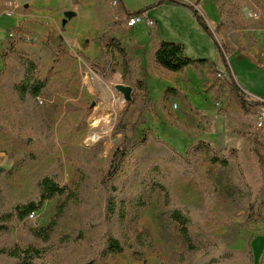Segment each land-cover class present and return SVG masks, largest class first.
<instances>
[{"label": "rangeland", "instance_id": "1", "mask_svg": "<svg viewBox=\"0 0 264 264\" xmlns=\"http://www.w3.org/2000/svg\"><path fill=\"white\" fill-rule=\"evenodd\" d=\"M7 1L13 7L6 6ZM157 1L122 0L130 12ZM183 1L195 5L212 37L187 11L170 5L150 8L156 26L143 22L130 28L126 14L105 34L127 36L128 44L129 36L145 41L159 35L160 28L164 36L188 35L183 42L188 56L215 61L220 46L229 54L225 65L222 58L204 76L188 71L176 78L151 71L149 85L157 114L142 112L137 103L127 120L136 123L139 138L146 132L154 138L129 153L112 177L117 187H123L122 194L114 196V212L108 205L115 187L106 185V177L112 172L110 158L124 140L117 129L131 101L124 100L116 113L101 110V95L91 76L98 74L115 86H132L135 92V82L142 77L140 58L132 54L136 65L131 76L123 77L118 52L110 71L104 69L102 54L95 59L96 52L84 49L97 48L110 11H120L123 4L119 0H0V264H12L1 251L14 245L43 248L46 264H211L213 257L219 262L212 264H264V211L257 219L249 215L251 205L260 204L256 197L261 187L252 140L255 133L263 135L264 127H243L248 119L243 122L245 118L239 116L231 84L234 80L244 92L264 96V0H201V5H196L197 0ZM75 2L80 3V13L63 24L64 12ZM61 35L80 44L72 45ZM151 47L150 52L154 44ZM25 59L32 60L36 74L49 81L39 97L21 96L17 90ZM171 85L185 86L202 111L181 98L169 99L165 91ZM211 92L214 96L206 95ZM96 113L108 117L109 128L91 140ZM201 141L220 145L228 167L211 166L204 152H196ZM58 162L63 183L78 191L80 201L61 210L56 197L33 218L15 219L14 207L33 197L37 179ZM162 184L173 205L190 211L199 249L187 250L176 226L160 215L165 200V192L158 188ZM55 218L56 226L44 241L37 230ZM139 234L148 235L140 254L134 249L105 252L109 236L137 244Z\"/></svg>", "mask_w": 264, "mask_h": 264}, {"label": "trees", "instance_id": "2", "mask_svg": "<svg viewBox=\"0 0 264 264\" xmlns=\"http://www.w3.org/2000/svg\"><path fill=\"white\" fill-rule=\"evenodd\" d=\"M166 2L180 4L188 8L194 15L196 21L204 28V30L208 34H210L209 36H213L211 29L205 21V18L199 13L195 5L183 0H158L155 4L143 7L135 12L127 11V14L132 16L138 13H145L148 9L160 6ZM196 5H201V0H197ZM211 15L213 16V14ZM120 23L121 21H116L112 24V26L118 25ZM102 38L103 36H101L99 40L101 46L103 47L104 58L106 60V66L104 67V69L114 71L112 62L115 59V53L118 52L123 60V77L131 76L134 67L132 65L133 59L130 57L128 49L125 48V46L122 45L120 40L117 38L108 37L107 41L105 42ZM135 49L138 52L143 51V48L140 47H135ZM224 50L225 49L220 46L221 56L223 60L227 61L226 57H228L229 54H227ZM155 61L161 67L173 72L183 71L189 66L203 71L204 68L210 64V60L208 58H194L188 56L185 52V46L183 43L170 40H161L158 43L155 52ZM22 66L24 67V78L21 83L17 85V90L20 92V95H31L32 97H39L43 95L47 91L49 86V81L47 80V78L40 77L36 74V64L30 59H25L22 63ZM141 74L143 78L138 79L135 82L136 91L134 92V100L131 101L126 109L122 112L119 127L117 130L118 132L123 134L124 140L120 145H118L110 158V166L112 168V172L106 177V185H109L110 183L115 187L112 195L113 197L110 199L108 205L109 208L114 212H116L117 205V199H115L114 196H120L122 194L123 187H117V185L112 182V177L116 175L118 170H120L123 159L129 153L137 149L139 146L144 145L150 140V138H154V135L150 134L149 132L144 133V136L139 138L136 131V123L134 121L127 120L128 111H130L131 108L137 103H140L139 109L142 112L145 110H152L157 114V107L147 83V74L145 68L141 69ZM231 84L234 92L236 93V96L240 101L242 112L244 114L250 113V107L252 105L257 106L259 104H264V102L256 99L248 100L246 98V94L240 89V87L234 80L231 81ZM166 96L169 99L178 97L186 101L185 96L178 92L175 88L167 89ZM145 134L149 137L145 136ZM260 146L261 141L259 135L255 134L253 137V152L258 157V166L261 176V187L256 197V199L260 201V204L256 205V207L251 205L249 209L250 218L255 219L262 216L264 211V154L261 151ZM195 150L196 152H204L205 158L211 166L217 165L220 169H222L227 168L229 165L226 155L219 148L209 142H199ZM184 154L186 156L188 153L186 154L185 152ZM59 164L60 162L56 163L53 168L49 169L48 173L40 176L37 179L33 197L29 201H26L23 204H18L14 207V209L12 210V215L15 216V219H18L20 221L27 219L31 213H35L40 210L46 201L56 197L60 198L58 208L60 207L61 210H63V207H65L69 202L74 201L78 203L80 201L78 191L76 189L70 190L68 186L63 183ZM154 188L157 189L156 186ZM158 188L161 190L164 189L163 184L158 185ZM162 192H165L163 193L165 200L160 210V215L163 219H169L170 222L176 226L179 234L181 235V239L186 243L187 250L195 251L199 249L194 240L192 229L194 223L190 211L185 208L173 205L171 199L169 198V193L166 190H162ZM56 223L57 219L55 218L51 221V223H49L48 226L39 228L37 230V234L42 237L44 241H48L49 234L52 233L54 227L56 226ZM68 238V236L64 237V239ZM79 238L82 237L80 236ZM147 240L148 235L139 234L138 239L136 240L137 244L133 242L127 243L111 235L106 239L105 252L108 254L123 253L128 249H134V252L140 254V252H142V247L145 245V242ZM1 252L11 257L13 261L12 264H46L42 261L45 256V250L34 245H14L12 247H7ZM225 253L228 255H235V253L231 251H225ZM215 262L218 263L219 259L213 257L211 264Z\"/></svg>", "mask_w": 264, "mask_h": 264}, {"label": "crops", "instance_id": "3", "mask_svg": "<svg viewBox=\"0 0 264 264\" xmlns=\"http://www.w3.org/2000/svg\"><path fill=\"white\" fill-rule=\"evenodd\" d=\"M119 1H120V4L121 5L123 4L124 7L121 8L120 11H114V10L113 11H110L111 13H110V18H109L108 22H105L104 26H102V30H101V34L103 35V38L102 39H103L104 42L107 41V38L108 37H114V38L119 39L120 42L122 43V45H124L125 48L128 49L129 55L133 59V63H132L133 67L136 65V63H134V57L132 56V54L134 56H137V57L140 58L139 59V63H138V66L140 68V73H141V69L142 68H145L146 69L147 83H148V86H149L150 91H151V87L149 85V75L151 74V71H153V70L162 71L165 74L175 75L176 78H178L179 76H183L188 71H190V72H192V71H198V73L200 75L204 76V73L207 72V71H209L211 69V66H214V64L217 65V64L220 63V61H222L221 53H219L216 57L213 56V59L215 61H213L210 58H208L210 60V64L208 66H206L203 71L198 70L195 67L189 66V67L185 68L183 71L173 72V71H169V70L161 67L159 64L156 63V61H155V52H156L158 43L161 40H166L167 38L179 40L177 42H181V43L184 42V43H186V40L185 39H186V37L188 35H176V36H174V35H167V36H164V35H161L160 34L161 33L160 32V28H158L159 35H150L149 39L148 40H145V41H141V39H140L141 37L138 36V35H132V36H129V38H130L129 41L130 42L128 44H127V38H128L127 36H125V38H123V37H118L117 35H108V34L105 35L107 33V31L109 30L110 25H112L116 21H122L125 18L126 14H127V12H126L127 10L125 11V5H124V3L122 2V0H119ZM90 2H91V0H90ZM73 4H74V7H72L71 9L68 8V10H66L64 13H66L67 11H74L75 12V15L74 16L78 15L80 13V8H79L80 3L75 2ZM166 5L177 6L179 8H182L183 10L187 11V13H189L191 16H193L195 22H197L196 19H195V17H194V15L192 14V12L188 8H186L185 6H182L180 4H175V3H172V2H166V3L162 4L161 6H166ZM145 13L149 17L153 18L151 16L152 15V10L148 9ZM74 16H72V17H74ZM72 17L68 18L65 15L64 18H67V21H68V20L72 19ZM154 20L156 21V19H154ZM156 24L158 25V22L157 21H156ZM197 24H198V22H197ZM200 36H202V35H200ZM61 37L64 38V39H66V40H68L72 45L78 46L80 44V42L74 41V38H72V37H67L66 35H61ZM83 39L84 38H82V41L81 42H83ZM125 39H126V42H125ZM151 40H152V43H151ZM153 44H154V47L152 49V52H150L151 51L150 49L152 48L151 46H153ZM96 47L97 48H94V47H91V45H88L84 49V52L88 53L89 51H92L93 50L94 52H96V54H95L96 56L94 57L95 59H99L100 58V57L98 58L99 54H102L103 55V58H104V53H103L104 51H103V47L101 46V43L97 44ZM135 47L143 48V51L142 52H138V51H136ZM185 52H186V54L188 53L186 46H185ZM222 63H223V65H225V63H227V61L226 60H223ZM216 68H219V67H216ZM141 76H142V74H141ZM141 78H143V76ZM169 88H175L178 92H180L182 95H184L185 98H186V101L185 102H186V104L188 103V106L190 105V107H192L193 109L198 110L199 112L202 111V108L200 106L195 105V102L192 99L191 92L185 86H182V85H171V87H168V89ZM242 91L244 92V90H242ZM151 93L154 96L153 91H151ZM244 93L246 94V98L247 99L249 98L251 100L256 99V100H259V101H264V96H261V94L260 93L258 94V92H253V91H249L248 92V90H246V92H244ZM206 95H208L209 97L214 96V94L212 92L211 93H208ZM153 99H154V97H153ZM237 100L239 102L237 108L239 109V113H240L239 116H240V118H243V117L245 118L243 122H245V120L248 119V126H243V127H250L251 125H253L255 127V129H256L257 128L256 127V108H257L258 105L257 106L256 105L255 106L252 105L250 107V109H251L250 113L249 114H244L242 112L241 104H240V101H239L238 97H237ZM154 101H155V99H154ZM155 104H156V102H155ZM211 113H210V115H207L209 120H211V118H212L211 115H214V114H211ZM218 118L220 119V117H218ZM256 130H259V129L257 128ZM263 131H264V129H263ZM255 134H258V133H255ZM259 138H260V141H261L260 149L263 152V150H264L263 149V147H264V132H263V135H261V134L259 135ZM245 139H246L247 142H249V140L247 138H245ZM218 147H219V149H222V147L220 145ZM263 154H264V152H263Z\"/></svg>", "mask_w": 264, "mask_h": 264}, {"label": "bare ground", "instance_id": "4", "mask_svg": "<svg viewBox=\"0 0 264 264\" xmlns=\"http://www.w3.org/2000/svg\"><path fill=\"white\" fill-rule=\"evenodd\" d=\"M91 79L95 81V87L101 95L102 106L101 110H110L111 112H117L118 109L124 103L125 97L119 93L116 88L115 83L108 81L98 74H92ZM118 90V91H117ZM100 109L98 111H100ZM108 117L103 115H97L95 117V122L93 128L90 131V139H95L99 134L106 131L109 126L106 124Z\"/></svg>", "mask_w": 264, "mask_h": 264}, {"label": "built area", "instance_id": "5", "mask_svg": "<svg viewBox=\"0 0 264 264\" xmlns=\"http://www.w3.org/2000/svg\"><path fill=\"white\" fill-rule=\"evenodd\" d=\"M115 3H118V0H114ZM6 6L13 7V2H6ZM145 22L149 26H156V21L149 17L146 13H138L130 16L127 19V25L130 27L135 26L136 24ZM12 34V33H11ZM13 35V34H12ZM248 100H251L248 98ZM264 102V101H261ZM177 106V104H175ZM256 127L261 129L264 127V104H259L256 108ZM34 213L29 215V218H33Z\"/></svg>", "mask_w": 264, "mask_h": 264}, {"label": "water", "instance_id": "6", "mask_svg": "<svg viewBox=\"0 0 264 264\" xmlns=\"http://www.w3.org/2000/svg\"><path fill=\"white\" fill-rule=\"evenodd\" d=\"M65 15L70 18L72 16L75 15V12L74 11H67L65 13ZM67 23V18H64V21H63V24H66ZM116 88L122 92L124 94V97H125V100L127 102H130L133 100V93H134V89L132 86H129V85H124V84H117L116 85Z\"/></svg>", "mask_w": 264, "mask_h": 264}]
</instances>
